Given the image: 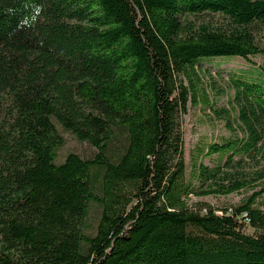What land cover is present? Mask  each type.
Masks as SVG:
<instances>
[{
    "label": "trees",
    "instance_id": "1",
    "mask_svg": "<svg viewBox=\"0 0 264 264\" xmlns=\"http://www.w3.org/2000/svg\"><path fill=\"white\" fill-rule=\"evenodd\" d=\"M258 54L264 0H0V264H264V81L205 59Z\"/></svg>",
    "mask_w": 264,
    "mask_h": 264
},
{
    "label": "rangeland",
    "instance_id": "2",
    "mask_svg": "<svg viewBox=\"0 0 264 264\" xmlns=\"http://www.w3.org/2000/svg\"><path fill=\"white\" fill-rule=\"evenodd\" d=\"M4 32L5 30H1ZM218 59L209 62L211 67L213 63L219 61L224 68L237 69L242 75H246L248 78H255L258 81H264V55H252L248 58H243L240 56H219V57H205L207 60ZM225 60V61H222ZM208 62L204 66H209ZM214 71L215 68H212ZM225 69V71L227 70ZM225 76H228L224 72ZM218 83L223 84V82L218 81ZM60 131L65 137V145L59 150L57 161L64 158L68 151H74L79 153L83 157H89L95 152V148L91 146L88 142L79 139L71 130L59 127ZM181 129L183 133V148L185 150V157L187 158L186 151L188 152L192 147H195L202 141H206L212 137H215L222 130L221 122L216 119H205V115L195 106L188 105L187 113L181 114ZM244 196V193H233L227 196H205V197H190V202L203 201L209 203L215 207H222L227 204H233L240 201Z\"/></svg>",
    "mask_w": 264,
    "mask_h": 264
}]
</instances>
